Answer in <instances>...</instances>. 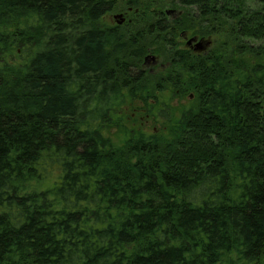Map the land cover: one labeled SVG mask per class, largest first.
<instances>
[{"label":"trees","instance_id":"1","mask_svg":"<svg viewBox=\"0 0 264 264\" xmlns=\"http://www.w3.org/2000/svg\"><path fill=\"white\" fill-rule=\"evenodd\" d=\"M174 1L0 0V264H264V0Z\"/></svg>","mask_w":264,"mask_h":264},{"label":"flooded vegetation","instance_id":"2","mask_svg":"<svg viewBox=\"0 0 264 264\" xmlns=\"http://www.w3.org/2000/svg\"><path fill=\"white\" fill-rule=\"evenodd\" d=\"M106 3H109L111 6L110 12L103 15L102 25L105 27H109V30L113 32H118L119 30L126 31L125 36H127V40H134L135 35L139 36L138 31L135 33L131 32L137 28H140L141 25H148L147 22L145 24L144 20L140 16H145L144 14H140L138 9H135V6H142L147 7L153 5L157 2V0H102ZM172 3L173 0H170ZM177 6L174 4H169V6L165 9L163 13L155 14L154 16L158 17L160 22L163 24L164 27H168L173 34L176 32L174 31V27L177 23L182 19L184 14V9H182L181 5L178 4V1H174ZM150 26V25H149ZM202 40V37L198 34H193L189 30H182L177 34L175 38L176 44L179 45V49L189 50L191 53L200 56L205 54L208 50V47L199 48L198 44ZM148 58V59H147ZM143 68L145 70H151L154 72L155 69H164L166 66L161 62L157 56L149 54L145 57L143 62ZM191 98L193 96L191 95Z\"/></svg>","mask_w":264,"mask_h":264},{"label":"rangeland","instance_id":"3","mask_svg":"<svg viewBox=\"0 0 264 264\" xmlns=\"http://www.w3.org/2000/svg\"><path fill=\"white\" fill-rule=\"evenodd\" d=\"M186 103H187L186 101H183V102H182V104H186ZM142 121L145 122V119H143ZM149 124L152 125V123H149ZM159 125H160V124H158V125L156 124V125L152 126V128H153V127H156V126H159ZM132 126H133V127H132ZM134 126H135V127H134ZM129 127H130V128H136V127H137V124H134V125L130 124ZM149 130H150V129H149ZM115 138H116V137H115ZM117 140H118V138H117Z\"/></svg>","mask_w":264,"mask_h":264},{"label":"water","instance_id":"4","mask_svg":"<svg viewBox=\"0 0 264 264\" xmlns=\"http://www.w3.org/2000/svg\"><path fill=\"white\" fill-rule=\"evenodd\" d=\"M209 45V43L207 42V41H205V40H201L200 42H199V44H198V47L199 48H202V47H206V46H208ZM148 59V58H147Z\"/></svg>","mask_w":264,"mask_h":264}]
</instances>
